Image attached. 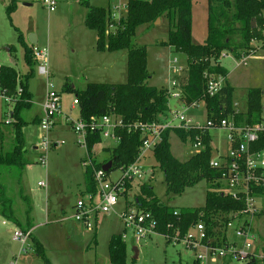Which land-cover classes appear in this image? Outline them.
Wrapping results in <instances>:
<instances>
[{"label": "rangeland", "instance_id": "rangeland-1", "mask_svg": "<svg viewBox=\"0 0 264 264\" xmlns=\"http://www.w3.org/2000/svg\"><path fill=\"white\" fill-rule=\"evenodd\" d=\"M10 1L0 0V67L14 68L22 79L28 68L24 62V49L18 42V36L21 34L28 44L30 36H35L38 44L34 48L47 54L49 81L61 96L65 112L74 99L73 94L63 92L66 85H74L76 89L84 90L90 82L115 85L127 83V52L97 54L98 50L93 41L94 32L86 28L84 21V13L87 12L85 2L107 8L108 3L112 6L126 7L127 0H57V9L53 13H49L35 0H16V8L9 18L6 11ZM207 8L208 0H196L193 3L192 41L196 45L204 44L203 41H199V38L207 35ZM111 10L114 14L117 13L112 8ZM120 13L123 16L126 15L124 9H121ZM168 30V22L165 18L159 19V22H155L153 26H144L137 30L134 44L136 47H146L147 71L150 75L147 81L149 87L160 89L170 85L172 79L170 66L174 59L178 60L179 66L186 69L184 55L157 45L160 41H166ZM252 46L256 49V53L247 61L246 66L240 64L241 61L233 56L223 55L220 60L221 66L229 73L227 80L235 89L234 101L239 104L241 111L246 108L249 89H260L263 92L264 106V48L259 42H254ZM11 48L13 52L8 53ZM185 76L186 74L183 79ZM46 83L47 79L39 76L35 68L34 77L29 82L34 106L22 112L23 119L29 123L24 129L28 143L26 160L29 165L23 172L20 184L5 177L2 178V183L6 187L8 198L13 202L16 217L22 226H25L28 219L26 215L28 206L31 208L28 216L33 230L32 236L45 245L44 253L51 264H111L109 241L115 234L123 235L124 230L116 214L112 213L106 219L102 217V223L97 230L86 229L73 219L74 207L84 190L86 170L83 167V160L86 159V151L78 144V137L73 133L71 126L61 118L60 124H57L49 133V140L52 143H58V147H50L48 150L47 168L39 164V158L44 152L34 151L29 145L34 140L38 144L41 142V130L39 126L33 125L32 121L40 115ZM170 107L178 111L183 110L176 101L170 102ZM12 109L13 104L2 97L0 89L1 123L10 119ZM69 116L72 120H76L79 116L78 108L71 111ZM186 116L193 121L205 123V106L199 104L197 109H191ZM3 128L9 129L5 131L7 147L12 134L10 127ZM210 135L212 159L220 160L228 154V134L216 130L211 131ZM170 145L173 156L180 161H186L195 154L191 144L181 142L174 133L170 136ZM114 147V141L104 139L101 144L94 147L92 160L97 164L108 162ZM149 158L145 162L144 170L147 174L143 182L153 187L155 195L163 204L176 211L200 209L205 206L207 182L202 181L193 188H187L180 196H167L164 175L154 158L152 156ZM119 174L118 170L115 171L110 179L115 180ZM40 184H44L45 187H40ZM134 186V190L128 194V199L133 201L138 194V187ZM133 201L128 205L133 206ZM130 206L127 208L129 211L133 210ZM119 207L125 208L122 203ZM255 207L261 214L253 223L255 246L260 251L264 242L263 197L256 199ZM243 224L244 220L236 219L233 221L232 228L227 230L229 241L237 242L239 246L242 245V241L236 237L235 230L241 228ZM17 230H19L18 226L0 216V264H15L14 255L19 258L17 264H46L35 254L31 240L27 242V253H21L20 244L13 240V233ZM219 231L220 229L216 231V236L218 235L216 238L222 237ZM194 236L197 237V234L194 233ZM131 238L132 233L128 230L125 240L128 248L127 264H194L196 254L205 252L199 250L195 253L187 249L183 242L167 243L163 236L157 234L135 244L138 248V255L135 258ZM227 262L228 260L219 257H208L201 261L202 264H226ZM244 263L235 260L230 262V264ZM258 264L264 263L260 261Z\"/></svg>", "mask_w": 264, "mask_h": 264}, {"label": "trees", "instance_id": "trees-1", "mask_svg": "<svg viewBox=\"0 0 264 264\" xmlns=\"http://www.w3.org/2000/svg\"><path fill=\"white\" fill-rule=\"evenodd\" d=\"M196 0H127L126 15L119 22L112 21L110 7H94L85 2L87 13L85 26L93 31L98 41L96 49L99 52H127V83L123 85L90 83L84 90L73 86H64L63 92L73 94L78 101L80 120L89 121L91 118H101L115 115L121 118L123 129L116 131L119 143L111 151L112 170L117 171L132 165L142 145V134L129 126L135 124L152 125L161 122L169 110L167 88H154L147 85L150 75L147 71L146 47H136L134 44L137 30L144 26H153L159 19L168 22L166 41H160L158 46L167 47L176 54L186 57L185 78L182 82V102L190 105L204 101L209 119H224L234 112L235 89L227 81L228 71L221 66L223 55L231 53L239 60L253 49L254 42L264 48V0H208L207 38L204 44L196 45L192 41V11ZM17 1L11 0L7 8L10 18L16 8ZM112 26L113 31L108 29ZM18 42L24 49V62L28 68L26 74L19 77L17 71L9 66L0 67V89L2 94L14 102L11 123L0 122V216L14 223L25 232L31 231L32 226L28 214L25 226H22L13 208V202L7 196V190L2 178L15 180L20 184L23 172L29 165L26 160L28 151L24 129L29 125L22 117L24 110L33 107V96L29 92V82L34 77L36 62L33 59V46L25 42L19 34ZM12 48L10 53H12ZM222 75L226 85L213 98L206 97L205 74ZM183 75V77H184ZM21 90V93H19ZM263 92L260 89H249L247 92L246 108L236 117L237 125L252 126L263 119ZM33 125H39L37 118ZM4 126L10 127L11 140L6 147L7 138ZM174 133L181 142L192 144L201 133L197 130L184 131L180 129L166 130L159 144L152 152V157L164 175L167 196H180L187 188H193L200 182L208 184L205 206L200 209H175L163 204L154 193L149 183H141L138 194L134 197L133 205L139 212H149L156 223L157 234L163 236L167 243L177 239L178 243L188 232L198 224L206 227L209 239L216 238V231L223 236L226 225L236 220L235 215L245 209L243 201H235L219 193L216 181L219 173L210 167L212 161V137L210 133L201 136L202 151L192 155L186 161L175 158L171 152L170 136ZM103 141L100 134L88 137L87 147H93ZM256 151L264 149V138L253 147ZM103 164H93L85 172V191L94 194L97 190L94 171L101 169ZM130 192L132 184L126 186ZM22 192V190H20ZM264 195L263 190H259ZM126 203L128 196L126 195ZM261 215V214H260ZM241 218V217H240ZM219 238V239H222ZM217 240L222 246L225 237ZM33 248L46 264H51L45 256L44 249L31 234ZM264 252V242L261 247ZM111 264H127V244L122 235L111 237L108 246ZM228 261L226 264H230ZM252 260L244 264H258ZM261 262L264 263V260ZM194 264H202L197 259Z\"/></svg>", "mask_w": 264, "mask_h": 264}, {"label": "built area", "instance_id": "built-area-1", "mask_svg": "<svg viewBox=\"0 0 264 264\" xmlns=\"http://www.w3.org/2000/svg\"><path fill=\"white\" fill-rule=\"evenodd\" d=\"M49 13H53L57 9V0H35ZM121 9L126 12V7L117 6L113 10L117 13L112 14V21L119 22L123 17ZM110 26L109 32L113 31ZM264 36V28L262 30ZM253 47V46H252ZM247 55H242L239 59L240 64L246 66L247 61L250 60L256 53L253 48ZM233 56L231 53L225 57ZM33 59L36 62V70L38 74L47 79L46 95L42 105L43 115L41 117L39 128L42 136L40 137V144L37 145V150H41L43 155L39 158V164L43 168H47V152L50 147H58V143H52L48 135L54 126L55 119L61 113V96L54 89V86L49 81V71L47 67V54L37 48L33 49ZM172 79L170 85L167 87L169 110L161 122L152 125L135 124L129 126V133L133 130L142 134V145L139 150V155L136 161L125 169L118 170L119 176L115 180L110 177L114 173L110 169L105 172L103 168L94 171V180L97 190L94 194L86 193L76 204L73 219L86 229H94L98 217L109 216L115 213L118 219L124 226L125 233L130 230L132 233V240L134 243H139L153 235H157L156 223L149 212H139L136 207L133 210H127L126 195L129 191L126 186L128 183L139 185L144 183L147 172L144 170L145 162L152 155V152L159 144L162 134L166 130L180 129L184 131L197 130L201 133L191 144V149L194 155L199 154L202 147L201 136L211 131H224L228 134V154L220 160H213L210 167L219 173V178L216 184L219 185L218 192L221 195L230 197L235 201H243L245 209L235 215L237 220H244L241 228L235 230L236 237L242 241V245L237 242H230L227 236V230L232 228L233 222L226 225L225 241L222 246H219L217 240L219 238L209 239L206 233V227L203 224H198L192 228L188 234L179 242L184 243L187 249L193 250L197 253L199 250L205 252H198L196 259L204 261L208 257H219L223 260L249 262L252 260H264V252L262 249L257 250L255 246V233L253 223L256 217L260 214L255 207V201L258 197L264 195L259 190L264 191V149L256 151L253 147L261 142L264 138V111L263 119L260 123L252 126L237 125L235 117L241 112L239 104L234 103V112L224 119H209L207 116L206 106L204 101H197L190 105L182 102V82L185 68L179 66L177 59H174L170 66ZM206 79V97L213 98L218 95L226 85V78L222 75L205 74ZM21 93V90H19ZM2 97L10 104L14 105V101L2 94ZM176 101L182 107V111L174 110L170 107V102ZM199 104L205 106V123H200L188 119L186 113L191 109H197ZM73 105L77 106L78 101L74 100ZM165 118V119H164ZM11 116L6 124L11 123ZM73 133L78 137V144L86 151L88 137L95 134H100L102 139L112 140L119 143V137L116 136V131L123 129L124 125L121 118L115 115H108L101 118H91L89 121H82L68 119ZM92 159L89 152L83 162V166H93ZM40 187H45L40 184ZM124 205V209H118L120 204ZM248 219V221H247ZM5 225V223H4ZM197 234V237L194 236ZM32 231L25 232L17 230L13 233V240L20 244L21 253H27V242L31 240ZM123 240H126V235H123ZM222 238V237H220ZM222 238V239H223ZM222 239H219L220 242ZM177 244V239L172 241ZM13 264V263H11Z\"/></svg>", "mask_w": 264, "mask_h": 264}, {"label": "crops", "instance_id": "crops-1", "mask_svg": "<svg viewBox=\"0 0 264 264\" xmlns=\"http://www.w3.org/2000/svg\"><path fill=\"white\" fill-rule=\"evenodd\" d=\"M92 6H94V7H104V6H96V4H91ZM107 6L108 7H110V8H114V7H117V6H120V5H117V6H112L111 4H107ZM86 13L87 12H85L84 13V21H85V16H86ZM192 28H193V26H192ZM93 32V31H92ZM94 37H93V41L95 42V44L94 45H96V43H97V41H98V38H97V36H96V34L94 33V35H93ZM206 38H207V35H204V36H202L201 38H199L200 40L199 41H203L202 43H205V41H206ZM27 44H28V42H27ZM37 44H38V41H37ZM29 46H31L30 44H28ZM199 45V44H198ZM34 48V47H33ZM97 52V54H99L100 52L99 51H96ZM8 53H10V49L8 50ZM102 53V52H101ZM100 53V54H101ZM103 55L105 54V53H102ZM39 75V74H38ZM229 75V74H228ZM40 76V75H39ZM227 79H228V77H227ZM228 81V80H227ZM90 83H93V82H90ZM89 83V84H90ZM108 84H111V83H108ZM230 85V84H229ZM73 87L75 88V86L73 85ZM29 92L31 93V91H30V88H29ZM32 94V93H31ZM45 95H46V92H45V94H44V98H43V102H44V99H45ZM32 96H33V94H32ZM33 100H34V98H33ZM73 101H74V99H73ZM73 101H72V103L70 104V107H68V109H67V112H65L64 111V108H63V102H62V98H61V113H60V115H58L57 117H56V119H55V122H54V126H53V128L55 127V126H57V124H60V122H59V119H61L62 118V120H64L65 122H68V119H71L70 118V116H69V114L71 113V111H74L75 109H77L78 107L77 106H74L73 105ZM43 102H42V104L40 105V108H41V112H40V115H38V116H36L35 118H37L38 120H39V123H40V120H41V117H42V115H43V109H42V105H43ZM33 106H34V103H33ZM33 108V107H32ZM12 113V112H11ZM34 118V119H35ZM80 118V116H77V118H76V120H78ZM165 119V118H164ZM68 124H69V122H68ZM70 125V124H69ZM37 126H39V125H37ZM53 128L51 129V132L53 131ZM112 141V140H111ZM103 142V141H102ZM115 142V141H114ZM28 144V143H27ZM29 145H30V147L34 150V151H37V145H38V143L36 142V140H34V141H32V142H30L29 143ZM117 146V142H115V147ZM95 147V146H94ZM94 147H93V149H94ZM114 147V148H115ZM93 149H92V151H89L88 149H87V151H86V157H87V153L89 152V154H90V157H91V159H92V152H93ZM107 151H110V149H106ZM151 156V155H150ZM110 159H111V157H110ZM110 159H109V161L108 162H104L103 163V166H105L106 164H108L109 162H110ZM150 159V158H149ZM84 161V160H83ZM92 164H94L95 162H94V160H92ZM97 164V163H96ZM102 166V167H103ZM113 166V165H112ZM84 168H85V170H87L88 168H90V167H93V166H90V167H86V166H83ZM154 167V166H153ZM111 169H112V167H111ZM112 172H114V171H112ZM115 173V172H114ZM113 173V174H114ZM151 175H152V173H151ZM150 175V176H151ZM134 187L135 186H133L132 187V189L130 190V192H132V190H134ZM42 188H44V187H42ZM86 194V191H85V181H84V190H83V192H81V198L84 196ZM80 198V199H81ZM79 199V200H80ZM78 200V201H79ZM131 201H133V200H129L128 199V201H127V207H129L130 205H128V204H130L129 202H131ZM121 207V206H120ZM119 207V209L118 210H121L122 211V209ZM131 208H133V207H135L134 205L132 206H130ZM75 208V207H74ZM111 215H109V216H102V217H104L105 219L107 218V217H110ZM102 217H98V219H97V221H96V226H95V228L94 229H96L97 230V228L101 225V223H102ZM27 221V220H26ZM21 223V222H20ZM22 224V223H21ZM80 225V224H79ZM82 226V225H81ZM20 229V228H19ZM31 231H32V233H33V230L31 229ZM96 232V231H95ZM123 232V235H127V232L125 233V230H123L122 231ZM95 235H96V233H95ZM115 235H122L121 233H119V234H115ZM123 235H122V237H123ZM114 236V235H113ZM37 240V239H36ZM38 241V240H37ZM131 242H132V245H134L133 246V252H134V248H137V247H135V244L136 243H134L133 242V240H132V238H131ZM39 243H41V245H42V247H43V249L45 250V245H43V243H42V241H39ZM32 246H33V244H32ZM34 249V248H33ZM137 250H138V248H137ZM35 254H37L36 252H35ZM37 256H38V254H37ZM14 258H15V264H17V261H18V257H17V255H14L13 256Z\"/></svg>", "mask_w": 264, "mask_h": 264}, {"label": "water", "instance_id": "water-1", "mask_svg": "<svg viewBox=\"0 0 264 264\" xmlns=\"http://www.w3.org/2000/svg\"><path fill=\"white\" fill-rule=\"evenodd\" d=\"M157 22H159V20H157L156 23H157ZM29 44H30L31 46H33V47H35V46L37 45V39H36L35 36H30V38H29ZM112 165H113V162L110 161L108 164H106V165L103 166L102 168H103V170H104L105 172H108V171L111 169ZM134 253H135V258H137V255H138V250H137V248H134Z\"/></svg>", "mask_w": 264, "mask_h": 264}]
</instances>
